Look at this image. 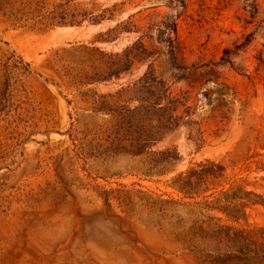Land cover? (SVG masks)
<instances>
[{"label":"rangeland","instance_id":"rangeland-1","mask_svg":"<svg viewBox=\"0 0 264 264\" xmlns=\"http://www.w3.org/2000/svg\"><path fill=\"white\" fill-rule=\"evenodd\" d=\"M73 3L118 12L92 31L13 29L0 12V264H264V0ZM120 23L133 31L99 38ZM140 44L128 73L94 78ZM225 50L231 65H218ZM174 65H217L229 90L192 86ZM148 68L188 98L201 135L167 133L152 150L178 160L144 177V163L90 147L105 120L94 109L132 99Z\"/></svg>","mask_w":264,"mask_h":264},{"label":"trees","instance_id":"trees-1","mask_svg":"<svg viewBox=\"0 0 264 264\" xmlns=\"http://www.w3.org/2000/svg\"><path fill=\"white\" fill-rule=\"evenodd\" d=\"M73 2L74 0H0V12L13 29L43 30L65 26L81 27L83 24L96 26L102 21L113 20L118 12L116 6L86 9L85 4ZM246 8L254 15L258 12L256 6L248 5ZM162 25L175 35V23L166 21L162 22ZM133 29L131 23H120L99 38L111 42L119 34L130 33ZM249 37L250 35L246 37L243 44L235 46L236 53L249 43ZM166 41L170 43L169 39ZM82 49L92 55L97 52L86 47ZM135 51L134 55L130 52L121 55L108 54L109 57H114L115 61L107 65L104 75L94 74V78L105 81L128 73L134 59L141 60L148 54L142 44ZM230 57L231 52L225 50L218 65H231ZM172 63L174 64L173 59ZM174 66V70L184 73L185 80L192 86L200 87L213 82L219 93L223 94L225 90H229L226 85L219 83V75L215 69L217 65L200 66L192 70ZM180 78L181 76H178V79ZM132 92L133 98L121 105L107 107L100 103L94 109V113L104 115L105 120L92 133L91 154L103 160L125 158L142 162L147 166L145 170H140L144 177L162 174L178 160L177 155L169 150L153 151L152 148L167 133L179 127L188 128L190 134L197 127L195 133L200 136V124L192 120L193 112L188 105V98L185 95L173 94L167 83L150 68L132 85ZM201 174L202 171L197 175ZM178 190L186 193L190 190V185L186 184Z\"/></svg>","mask_w":264,"mask_h":264},{"label":"water","instance_id":"water-1","mask_svg":"<svg viewBox=\"0 0 264 264\" xmlns=\"http://www.w3.org/2000/svg\"><path fill=\"white\" fill-rule=\"evenodd\" d=\"M102 27V25H97V26H90L89 28H88V30H96V29H100ZM62 29H72L71 27H62ZM100 46H109V44L108 43H102V44H100Z\"/></svg>","mask_w":264,"mask_h":264},{"label":"bare ground","instance_id":"bare-ground-1","mask_svg":"<svg viewBox=\"0 0 264 264\" xmlns=\"http://www.w3.org/2000/svg\"><path fill=\"white\" fill-rule=\"evenodd\" d=\"M58 31H65V29H58ZM57 32V31H56Z\"/></svg>","mask_w":264,"mask_h":264}]
</instances>
